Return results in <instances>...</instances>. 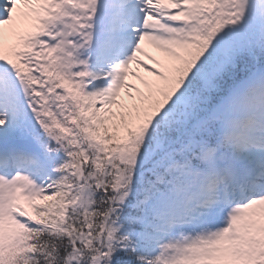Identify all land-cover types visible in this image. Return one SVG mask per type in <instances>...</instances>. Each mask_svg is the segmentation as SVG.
I'll list each match as a JSON object with an SVG mask.
<instances>
[{
  "label": "snow or ice",
  "instance_id": "1",
  "mask_svg": "<svg viewBox=\"0 0 264 264\" xmlns=\"http://www.w3.org/2000/svg\"><path fill=\"white\" fill-rule=\"evenodd\" d=\"M0 264H264V0H0Z\"/></svg>",
  "mask_w": 264,
  "mask_h": 264
},
{
  "label": "rangeland",
  "instance_id": "2",
  "mask_svg": "<svg viewBox=\"0 0 264 264\" xmlns=\"http://www.w3.org/2000/svg\"><path fill=\"white\" fill-rule=\"evenodd\" d=\"M150 51H152V50H150Z\"/></svg>",
  "mask_w": 264,
  "mask_h": 264
}]
</instances>
